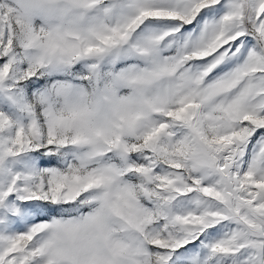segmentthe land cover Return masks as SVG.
Wrapping results in <instances>:
<instances>
[{
    "label": "snow or ice",
    "instance_id": "6c2138e0",
    "mask_svg": "<svg viewBox=\"0 0 264 264\" xmlns=\"http://www.w3.org/2000/svg\"><path fill=\"white\" fill-rule=\"evenodd\" d=\"M0 264H264V0H0Z\"/></svg>",
    "mask_w": 264,
    "mask_h": 264
}]
</instances>
